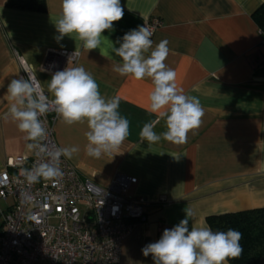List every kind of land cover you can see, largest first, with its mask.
Returning a JSON list of instances; mask_svg holds the SVG:
<instances>
[{
	"label": "crops",
	"instance_id": "1",
	"mask_svg": "<svg viewBox=\"0 0 264 264\" xmlns=\"http://www.w3.org/2000/svg\"><path fill=\"white\" fill-rule=\"evenodd\" d=\"M6 2L0 0V171L9 158L32 153L26 134L10 116L4 118L10 104L7 86L21 73L16 55L50 98L52 74L83 66L102 96H120L119 112L129 120V136L113 156L99 159L86 153V122L68 126L58 117L54 138L58 147H80L78 154L65 158L100 186L117 173L136 178L127 195L143 198L147 205L143 218L131 222L117 264H154L141 249L184 219L187 207L196 213L190 225L207 226L208 215L264 206V42L253 17L264 0H120L123 18L102 35L115 43L148 20H160L151 39L154 45L169 41L165 63L176 71L185 94L197 97L204 109L201 127L182 145L164 140L149 145L140 137L148 122L157 134L166 131L165 121L147 110L150 78L138 81L114 72L121 58L112 52V59L104 56L107 42L102 55L100 48L87 50L75 37L56 39L61 0H45L44 11L12 8ZM60 49L79 56L64 62L48 55Z\"/></svg>",
	"mask_w": 264,
	"mask_h": 264
},
{
	"label": "clouds",
	"instance_id": "2",
	"mask_svg": "<svg viewBox=\"0 0 264 264\" xmlns=\"http://www.w3.org/2000/svg\"><path fill=\"white\" fill-rule=\"evenodd\" d=\"M124 9L120 0H61L60 14L55 22L59 34L75 37L87 50L100 48L105 42L109 52L120 57L113 71L122 77L135 80L150 78L153 85L148 94V111L165 121L166 131L157 134L154 124L145 123L140 132L142 141L149 145L161 140L175 145L187 143L188 134H196L203 123L204 109L195 96L185 94L177 83L176 71L165 61L170 54L167 39L154 45L153 32L146 24L129 30L115 43L102 33L113 29V22L121 20ZM52 99L39 87L34 77L15 78L7 86L10 101L4 118L10 116L18 130L31 141L27 149L33 151L39 162L31 170L22 169L29 183L40 178L56 181L63 176L61 156L71 159L80 152L78 145L54 147L47 143L45 121L41 119L50 110H55L61 123L71 126L86 122L84 133L86 153L93 158L113 156L129 136V120L119 112L120 96H102L93 75L83 66L66 67L52 74L47 85ZM47 158V159H45ZM196 216L191 207L185 209V218L162 236L144 246L145 257L151 255L154 264H227L242 253V233L229 228L213 231L208 226L190 225Z\"/></svg>",
	"mask_w": 264,
	"mask_h": 264
},
{
	"label": "built area",
	"instance_id": "3",
	"mask_svg": "<svg viewBox=\"0 0 264 264\" xmlns=\"http://www.w3.org/2000/svg\"><path fill=\"white\" fill-rule=\"evenodd\" d=\"M160 25L154 18L146 22L152 32ZM259 33L264 42V29ZM48 55L75 62L79 52L60 49ZM16 58L19 77L31 76L38 82L26 61ZM57 118L54 109L41 118L47 143L54 147H58L54 138ZM38 162L32 151L9 158L0 171V264H117L131 222L143 218L147 205L145 199L127 195L136 178L117 173L100 186L82 177L61 156L62 177L29 183L22 169L31 170Z\"/></svg>",
	"mask_w": 264,
	"mask_h": 264
},
{
	"label": "trees",
	"instance_id": "4",
	"mask_svg": "<svg viewBox=\"0 0 264 264\" xmlns=\"http://www.w3.org/2000/svg\"><path fill=\"white\" fill-rule=\"evenodd\" d=\"M6 6L24 10H45V0H7ZM260 29H264V4L253 14ZM213 231L229 228L242 233L240 256L229 258V264H264V206L208 215L205 218Z\"/></svg>",
	"mask_w": 264,
	"mask_h": 264
},
{
	"label": "rangeland",
	"instance_id": "5",
	"mask_svg": "<svg viewBox=\"0 0 264 264\" xmlns=\"http://www.w3.org/2000/svg\"><path fill=\"white\" fill-rule=\"evenodd\" d=\"M0 205L2 206L3 204L0 202Z\"/></svg>",
	"mask_w": 264,
	"mask_h": 264
}]
</instances>
